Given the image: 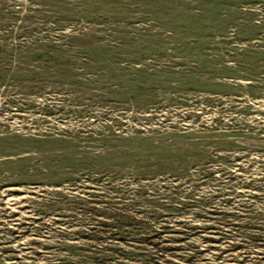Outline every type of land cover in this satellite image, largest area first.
Segmentation results:
<instances>
[{"label": "rangeland", "instance_id": "1", "mask_svg": "<svg viewBox=\"0 0 264 264\" xmlns=\"http://www.w3.org/2000/svg\"><path fill=\"white\" fill-rule=\"evenodd\" d=\"M142 251L264 264V0H0V264Z\"/></svg>", "mask_w": 264, "mask_h": 264}, {"label": "trees", "instance_id": "2", "mask_svg": "<svg viewBox=\"0 0 264 264\" xmlns=\"http://www.w3.org/2000/svg\"><path fill=\"white\" fill-rule=\"evenodd\" d=\"M115 218H113V222L116 221V224L119 225V226H123V221L121 220V217L119 216H114ZM145 236V235H143ZM148 237L146 238H150L151 237H154V236H150V235H147ZM157 244V242H156ZM162 250V249H161ZM141 255L143 256L139 261H136V260H133V261H136L137 263L136 264H150L152 261H153V257L149 256L147 253H145L144 251H142ZM124 264H129L128 261Z\"/></svg>", "mask_w": 264, "mask_h": 264}]
</instances>
